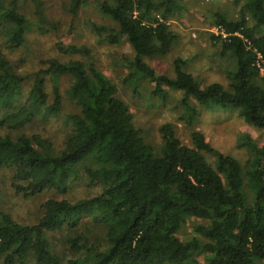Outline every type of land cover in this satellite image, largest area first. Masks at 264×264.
<instances>
[{"label":"trees","instance_id":"obj_1","mask_svg":"<svg viewBox=\"0 0 264 264\" xmlns=\"http://www.w3.org/2000/svg\"><path fill=\"white\" fill-rule=\"evenodd\" d=\"M69 1L74 11L93 1L113 22L107 40H124L133 52L126 82L135 88L149 82L154 95L164 94L163 86L182 92L180 119L187 125L198 118L191 98L204 108L238 110L245 123L264 132V87L258 84L259 64L264 73V0H233L237 18L213 15L219 35L212 40L235 61L227 89L203 85L179 60L171 78L145 63L170 50L176 37L167 20L180 12L182 0ZM29 25L16 0H0V37L8 51L25 45ZM57 46L69 59L45 60L27 88L28 78L0 50V169L12 172L15 193L27 198L48 190L63 194L81 172L98 194L75 203L48 199L33 225L0 211V264H264V144L243 137L240 146L249 158L242 165L212 148L200 132L191 133V147L183 145L165 124L154 149L95 62L75 59H90L91 52ZM64 96L74 113L63 115L59 146L26 132L36 121L62 115ZM81 217L101 227L99 239L75 233ZM193 217L200 223L181 240L180 229ZM62 231L65 254L58 257L48 235Z\"/></svg>","mask_w":264,"mask_h":264},{"label":"rangeland","instance_id":"obj_2","mask_svg":"<svg viewBox=\"0 0 264 264\" xmlns=\"http://www.w3.org/2000/svg\"><path fill=\"white\" fill-rule=\"evenodd\" d=\"M16 1L30 24L26 43L12 52L6 49L0 37V50L28 78L26 88L30 86L34 75L44 69L45 60L69 59L59 52V43L64 46H85L91 52V58L77 56L75 59L95 62L96 68L116 86L117 96L130 109L135 127L141 131L144 141L154 149L161 145L159 130L165 124L173 127L176 137L183 145L191 147V133L200 132L212 148L237 159L242 165L249 158L248 151L240 146L243 137H250L259 146L264 144V132L245 123L238 110L204 108L190 98L188 103L195 107L198 118L194 124L187 125L180 119L182 92L163 86L164 94L154 95V85L149 82H141L136 88L134 82H126L125 78L129 74L127 61L132 59L133 52L124 40L115 44L107 40L108 31L115 25L99 11L95 2L90 1L74 11L69 0ZM178 4L181 7L180 12L167 20L176 37L170 50L164 56L145 59V63L157 75L171 78L174 76V64L179 60L183 63V70L203 85L216 83L227 89V74L235 70V61L228 53L221 54L220 46L212 40V36L219 35L218 29L213 25V15L223 13L237 18L239 6H234L233 0H182ZM262 78L263 72L260 73L258 84L264 87ZM60 84V91L64 95L67 83L62 80ZM51 87L48 83L50 95ZM62 99V115L36 121L26 132L40 133L59 146L66 132L61 124L63 115L74 113L65 96ZM208 159L212 162L211 158ZM13 184L12 172L0 169V211L8 213L13 220L25 225L38 222L42 216V205L48 199H64L75 203L98 194L97 187L90 186L86 181L84 172L79 174L76 181L67 183L66 192L63 194L48 190L27 198L16 194ZM78 223L76 234L86 236L91 241L92 238L101 237V227L94 225L90 217H81ZM197 223L200 221L194 217L187 221L179 231L181 240L193 235V226ZM65 235L66 231L48 235L50 249L58 257L65 252L62 242Z\"/></svg>","mask_w":264,"mask_h":264},{"label":"built area","instance_id":"obj_3","mask_svg":"<svg viewBox=\"0 0 264 264\" xmlns=\"http://www.w3.org/2000/svg\"><path fill=\"white\" fill-rule=\"evenodd\" d=\"M258 58H261L260 56H258ZM259 68H260V73H262L263 72V69H262V67H261V65L259 64Z\"/></svg>","mask_w":264,"mask_h":264}]
</instances>
